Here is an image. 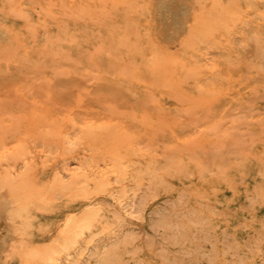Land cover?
Masks as SVG:
<instances>
[{
    "label": "bare ground",
    "instance_id": "obj_1",
    "mask_svg": "<svg viewBox=\"0 0 264 264\" xmlns=\"http://www.w3.org/2000/svg\"><path fill=\"white\" fill-rule=\"evenodd\" d=\"M250 40L255 72L244 76L228 64ZM36 65L100 84L122 81L138 96L147 87L152 107L136 108L122 126L109 110L99 115L91 89L75 92L67 108H53L40 99L56 92L53 77L31 95L34 106L3 107L12 115L8 127L0 125V241L10 232L22 239L0 242V264H154L124 213L133 215L155 189L171 191L172 179L196 181L159 213L154 224L163 233L229 219L212 200L223 175L207 177L191 162L163 163L124 130L153 127L155 112L171 110L176 91L190 100H215L216 112L249 98L264 66V0H0V71L14 67L23 74ZM16 78L12 84L22 90ZM258 167L252 160L229 165L226 183L235 187L245 169L256 175ZM263 190L246 195L250 220H257ZM61 217L56 233L41 237ZM168 264H177L175 256Z\"/></svg>",
    "mask_w": 264,
    "mask_h": 264
},
{
    "label": "rangeland",
    "instance_id": "obj_2",
    "mask_svg": "<svg viewBox=\"0 0 264 264\" xmlns=\"http://www.w3.org/2000/svg\"><path fill=\"white\" fill-rule=\"evenodd\" d=\"M253 53L254 42L250 40L243 46L239 58L229 62L228 66L243 72L244 76L253 75ZM24 69L23 74H19L14 67L0 71V125L4 128L9 126L5 120L12 114L3 107L26 110L34 106L31 95L41 92L47 77L59 80L53 96L40 98L53 108L65 109L75 92L91 89L88 97L100 108L99 115L103 116L109 110V114L115 113L116 116L112 121L122 126L124 122L121 119L125 116L132 118L136 108L149 111L152 107V96L147 87L138 96L132 94L122 81L115 85L100 84L99 80L88 75L81 76L75 72L64 74L59 67L36 65ZM255 75L259 85L251 96L228 101L219 112L214 109L215 100H190L185 98L182 91H176L171 110L155 112L153 127L145 130L131 124L125 127L126 133L140 137L137 143L163 163L191 162L195 167L204 169L207 177L224 176L223 184H213L212 200L215 210L228 213L227 221L178 225L175 227L186 229L178 233H163L156 227L154 223L159 213L166 211L181 187L191 180L196 181L194 176L184 177L183 180L172 179L171 191L155 189L147 200L138 205L133 215L124 213L136 243L143 246V252L149 253L151 263L160 264L158 254H162L165 264L172 256H175L177 264H264V190L262 201L254 209L257 220L248 218L249 208L246 204V195L250 190L256 187L264 189V151L261 150L264 147V66ZM14 78L22 80V90H17V83L12 84ZM248 160L258 164L257 174L253 175L245 169L241 184L229 186L226 183L228 178L224 175L225 168L229 165L237 168ZM110 199L107 203L113 208ZM62 218L43 231L41 237H52ZM21 239L18 234L10 232L0 242L17 245ZM208 253L214 255L212 260L207 258Z\"/></svg>",
    "mask_w": 264,
    "mask_h": 264
}]
</instances>
